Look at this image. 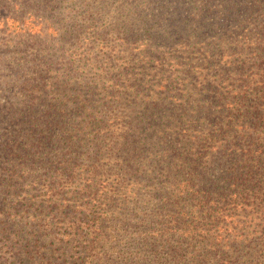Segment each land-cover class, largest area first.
<instances>
[{
    "label": "trees",
    "instance_id": "obj_1",
    "mask_svg": "<svg viewBox=\"0 0 264 264\" xmlns=\"http://www.w3.org/2000/svg\"><path fill=\"white\" fill-rule=\"evenodd\" d=\"M118 1L117 18L125 19L118 22L122 37L110 49L114 62L113 55L130 42L138 43L140 54L156 47L155 61L165 50L178 49L196 71L202 41L199 56L207 63L238 64V85L230 82L223 94L196 98L195 114L176 122L160 114L167 106L165 86L149 91L145 83L120 114L121 100L108 99L100 77L88 78L71 59L82 47L78 37L68 35L77 30L57 21L48 37L55 54L43 49L35 59L21 60L12 74L21 73L22 80L0 90V243L12 239L19 245L7 258L1 255L0 264H33L34 248L45 247L13 222L5 198L15 196L37 168L59 177L49 200L64 188L73 199L62 206L75 220L60 242L80 240L72 249L82 248L85 255L75 264L95 262L96 245L109 239L127 250H106L108 257L96 264H110L113 255L114 264H264V0H190L187 18L177 10L180 18L163 26L161 15L177 0H148L162 9L153 15L146 7L138 21L127 18H134L130 6L141 0ZM53 2L22 3L38 17L57 11L58 1ZM80 2L83 18L93 3L102 7L101 0ZM15 25L21 33L23 22ZM228 28L231 43L223 40ZM140 31L158 35L140 42ZM226 45L231 54L222 49ZM15 83L21 99L13 94ZM36 205L24 200L22 207L39 212ZM37 254V264H55Z\"/></svg>",
    "mask_w": 264,
    "mask_h": 264
},
{
    "label": "rangeland",
    "instance_id": "obj_2",
    "mask_svg": "<svg viewBox=\"0 0 264 264\" xmlns=\"http://www.w3.org/2000/svg\"><path fill=\"white\" fill-rule=\"evenodd\" d=\"M56 1H58L57 11L49 10L43 15L40 14L36 17L35 13H32L33 15L26 13L23 8V0H0V90L5 88V84L8 81L22 80L23 76L21 73H18L17 76L12 74V70L15 71L18 68L21 60L26 62L32 58L35 59L42 55L43 49L50 54V57L55 54L53 43L48 42V37L54 35L52 28H56V22L60 20L65 21L68 27L74 26L77 31H70L68 35L78 37V42L82 43L80 51L74 53V55L70 54L72 55L71 59L77 60L75 66L77 68L83 67L84 69L81 72L88 78L100 77L99 87L107 93L108 99L121 100V109L118 111L120 114L125 113L133 96L137 94L141 86L145 87V83L149 91H157L160 85L165 86L163 98L167 106L161 110L160 114L162 117L165 114L171 120L177 119L175 120L176 122L182 121L180 116L187 118L195 114V110L192 108L196 106L194 104L196 98H212L216 97L217 94H223L227 90V84L230 82L235 83V85L232 84L233 86L238 85L237 82H234L235 74H239L238 64L225 66L220 64L221 68H219L212 60L207 63V60L199 56L202 52L199 48L204 47L201 44L202 41H198V60L193 65V68L197 69L196 71L188 68L187 57L179 54L178 49L165 50L164 56L162 54L159 60L155 61L154 54L158 56L160 53L156 47L149 48L146 51L148 55L140 54L136 49L138 43L130 44V42H127L128 46L124 50L119 49L122 51L121 54L113 55L117 60L114 62L110 49L118 44V38L122 37L118 29V22L125 19L117 18L119 1L101 0L102 3L99 4L102 7L96 5L97 3H93L94 7L90 8L85 18H83L84 13L81 12V10H85L80 4L81 0H54V2ZM121 2L123 3V1ZM139 2H142L141 4L144 6H141V4L130 6L129 17L134 18L127 19L132 21L141 20L142 18L140 17H143L141 11L146 9V7H149L153 15H157L162 9L160 5H149L148 0ZM191 7L190 0L188 2L186 0H177L174 4H169L167 11L161 15L163 17L160 19L161 26L165 25L170 18H180L177 10L187 18ZM202 7L203 5L198 3V10H201ZM121 8L123 6L120 5ZM77 10L78 12H76ZM65 14L72 18H59L64 17ZM19 21L23 22V31L21 33L15 25ZM226 31L223 40L231 43L230 29L228 28ZM138 34L140 42H144V40L150 41L152 40L151 38H155L158 35L153 32L145 33L143 31ZM220 34L222 32H217V36ZM31 36L36 38L27 40ZM18 42L22 44L16 46ZM208 42L207 45L212 46L211 43L215 41ZM88 47L89 50L84 53ZM222 49L225 53L228 50L230 54L233 51L231 45L223 46ZM63 58L65 60L68 59L67 56ZM190 64L192 66V63ZM25 69L29 70L28 68ZM114 70H117V73H114ZM247 73L250 74V70ZM15 85V93L13 94L16 98L21 99V89L18 83H15ZM203 105L198 104V107ZM182 108L187 112H183ZM191 125L198 130V118H193ZM58 178L54 171L37 168L33 175L18 187L15 196L5 197L7 198L9 211L15 216L13 222L18 224L19 229L25 227L24 232L33 234L34 239L40 237V246H45L39 247L38 245L34 248L36 258L33 264L39 262L37 252H40V256L44 255L45 260L53 261L54 259L55 264H75L76 260L79 261V258L85 255L82 248L72 249L75 244L78 247L80 240L72 242L71 245H65L60 242L61 238L70 235L71 223L75 219L69 212L70 210H66L63 213L65 210H63L62 206L71 204L73 201L67 188H64L58 197H53L51 200L48 199L52 194L51 190L54 182ZM0 195L1 199H3L4 192ZM24 200L35 202V205L36 202L39 203L40 205L35 206L39 207V212H35L33 209L29 211L24 209L22 207ZM84 200L87 201L89 198H84ZM49 203L51 207H49ZM80 203L83 202L81 201ZM53 204L56 207H53ZM15 242L13 244L11 239V241L0 243V257L3 255L6 256L4 258H7L11 255L16 246H19ZM107 242L96 245V249L92 253L96 261L100 258L108 257L105 254L106 250H127L124 244L111 246L110 239ZM15 244L16 246L13 247ZM29 248L32 249V244ZM115 256L113 255L109 259L110 264H114L112 260ZM96 261L92 264H96ZM42 262L44 263L43 260ZM97 264L99 263L97 262ZM103 264L106 263L103 262Z\"/></svg>",
    "mask_w": 264,
    "mask_h": 264
}]
</instances>
